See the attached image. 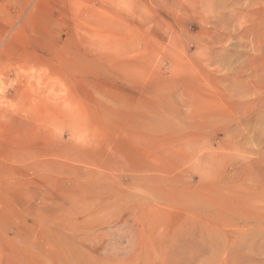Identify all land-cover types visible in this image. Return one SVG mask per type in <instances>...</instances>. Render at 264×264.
Returning a JSON list of instances; mask_svg holds the SVG:
<instances>
[{
    "label": "rangeland",
    "instance_id": "rangeland-1",
    "mask_svg": "<svg viewBox=\"0 0 264 264\" xmlns=\"http://www.w3.org/2000/svg\"><path fill=\"white\" fill-rule=\"evenodd\" d=\"M0 264H264V0H0Z\"/></svg>",
    "mask_w": 264,
    "mask_h": 264
}]
</instances>
